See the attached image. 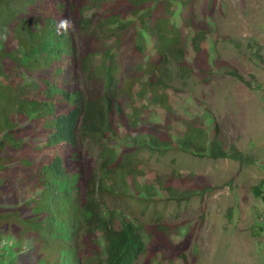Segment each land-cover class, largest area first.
<instances>
[{
    "label": "trees",
    "instance_id": "obj_1",
    "mask_svg": "<svg viewBox=\"0 0 264 264\" xmlns=\"http://www.w3.org/2000/svg\"><path fill=\"white\" fill-rule=\"evenodd\" d=\"M178 1L181 0H0V151L6 149L3 142L8 138L14 149L9 146L4 150L11 151L5 159H11L15 165L30 158V165H35L34 179L43 172L50 179L68 178L65 181L77 187L71 214L65 215L68 244L58 247L57 251L63 254L46 259V264H63V255L72 264H154L159 263L155 254L162 249L171 258H177L179 264H193L187 263L184 255L190 233L177 243L171 242L172 226L155 221L142 226L117 210H109L104 201L106 194L137 198L133 183L146 188L156 186L162 178H150L143 171V162L137 159L140 151H153L138 139L145 136L151 145L154 140L168 143L157 123L146 122L148 127L143 124L147 116L162 117L172 128L190 127L207 140L199 130L202 121L198 116L174 125L177 119L170 112L168 87L161 79V49L177 48L173 59L183 61L187 48L182 30L193 29L189 22L180 26L170 24L172 6L180 10ZM203 1L204 19L210 18L215 0ZM181 3V9L187 10L188 4L185 7ZM151 35L157 41L153 55H149L148 49ZM164 37H171V44ZM202 39L203 34L197 33L189 39L194 51ZM177 44L180 46L176 47ZM212 65L224 64L215 61ZM225 74L240 79L233 68ZM115 75L120 76L119 80H115ZM97 80L99 86L89 90L84 87ZM154 89L156 93H151ZM124 90L128 95L121 93ZM123 99L128 100L127 109L121 104ZM6 114L12 119H5ZM208 123L212 129V137L207 141L208 156L236 161L238 153L232 150L227 155L218 150L217 123L213 117ZM82 138L97 144L96 169L82 159L78 149ZM21 145L31 146L32 151L22 149ZM5 165L0 179L5 170L11 169L9 164ZM176 178L172 171L169 177L162 178L166 185L163 189L156 187V194L162 190L166 198H173L170 187L176 184ZM47 185L52 188L48 196L54 199L52 205L55 200L67 198L66 191L49 181ZM252 190L259 194L258 186ZM178 195L175 198L180 202L184 198ZM156 196L151 194L143 204ZM135 204L141 202L135 200ZM45 251L46 247L43 253L48 257Z\"/></svg>",
    "mask_w": 264,
    "mask_h": 264
},
{
    "label": "rangeland",
    "instance_id": "obj_2",
    "mask_svg": "<svg viewBox=\"0 0 264 264\" xmlns=\"http://www.w3.org/2000/svg\"><path fill=\"white\" fill-rule=\"evenodd\" d=\"M181 1L185 7L188 4L187 10L181 9L184 6ZM181 1L177 3L180 10L171 5L173 10L169 20L171 25L180 26L184 22L193 25L191 30H182L187 54L183 61L179 58L175 61L177 48L161 49L164 54V77L161 79L168 87L170 112L177 119L174 125L198 116L199 122L202 121L198 124L199 130L207 140L190 127L188 130H183L180 125L172 128L162 117L149 112L152 116H147L143 124L157 123L168 143L154 140L153 146L145 136L143 140L138 139L143 141L145 148L153 151L142 150L137 159L143 162V171L150 178H167L171 171L177 174L176 184L170 187L173 198H166L162 190L156 194L158 187L163 186V189L166 185V181L159 178L156 186L146 188L133 183L138 195L136 199L106 194L105 206L142 226L155 222L172 226L170 239L174 243L190 233L184 251L187 263L264 264V0H215L210 18L206 19L202 13L203 0ZM195 33L204 37L197 44V51L189 43ZM155 38L153 35L148 38L151 43L149 55L154 54ZM164 39L171 44V37ZM215 61L223 63V67H213ZM232 68L240 79L225 74ZM119 77L115 75V80ZM99 82L87 83L84 87L89 90L99 86ZM121 93L128 95L127 90ZM128 100L121 102L124 109L128 108ZM135 105L139 106L138 103ZM158 113L163 114V111ZM212 117L218 127V150L227 155L232 150L238 153L240 157L236 161L208 156L207 141L212 137L208 122ZM4 118L12 119L9 114ZM79 142L83 161L96 169V142L87 138ZM4 144L6 149L10 146L13 151L8 138ZM21 148L32 151L31 146L21 145ZM4 150L0 151V156L4 157L0 158V173L7 166L5 164L11 169L5 170L0 179V262L46 264V259L52 260L63 254L57 251L58 247L68 244L65 215L71 214L76 184L65 181L68 178L50 179L43 172L34 179L35 165H30V158L28 163L21 159L14 165L11 159H5L11 151ZM159 151L161 154L157 153ZM47 181L66 191L67 198L55 200L52 205L54 199L48 197L52 188ZM126 182L129 185L130 181ZM254 186H258L259 194H254ZM153 193L157 198L143 204ZM177 193L184 198L180 202L176 201ZM135 200L141 204L136 205ZM56 203L60 205L58 208ZM4 204L9 206L1 208ZM44 247L48 257L43 253ZM156 253L159 263L154 264H179L177 258H171L164 249ZM61 257L63 264H72L67 255Z\"/></svg>",
    "mask_w": 264,
    "mask_h": 264
}]
</instances>
